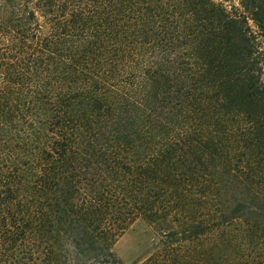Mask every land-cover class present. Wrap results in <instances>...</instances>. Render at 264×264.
<instances>
[{"label": "trees", "instance_id": "1", "mask_svg": "<svg viewBox=\"0 0 264 264\" xmlns=\"http://www.w3.org/2000/svg\"><path fill=\"white\" fill-rule=\"evenodd\" d=\"M264 0H0V264H264Z\"/></svg>", "mask_w": 264, "mask_h": 264}, {"label": "rangeland", "instance_id": "2", "mask_svg": "<svg viewBox=\"0 0 264 264\" xmlns=\"http://www.w3.org/2000/svg\"><path fill=\"white\" fill-rule=\"evenodd\" d=\"M262 47L264 52V42ZM262 79L264 80V61ZM161 227L160 224L154 225L139 218L118 237L113 251L124 264H139L157 252Z\"/></svg>", "mask_w": 264, "mask_h": 264}]
</instances>
